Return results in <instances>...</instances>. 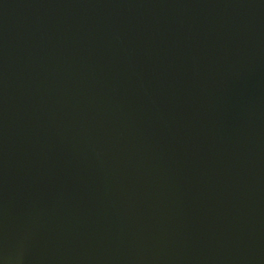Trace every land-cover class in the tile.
Returning <instances> with one entry per match:
<instances>
[{"label":"water","instance_id":"water-1","mask_svg":"<svg viewBox=\"0 0 264 264\" xmlns=\"http://www.w3.org/2000/svg\"><path fill=\"white\" fill-rule=\"evenodd\" d=\"M0 264H264V0H0Z\"/></svg>","mask_w":264,"mask_h":264}]
</instances>
